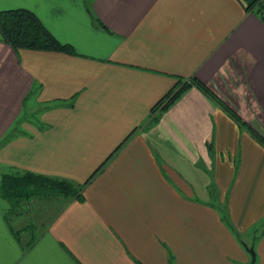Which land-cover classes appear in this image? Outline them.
I'll return each mask as SVG.
<instances>
[{"label":"crops","instance_id":"crops-1","mask_svg":"<svg viewBox=\"0 0 264 264\" xmlns=\"http://www.w3.org/2000/svg\"><path fill=\"white\" fill-rule=\"evenodd\" d=\"M12 8L77 54L0 41V140L41 108L0 144V169L90 178L46 225L0 198V264H249L251 245L264 264V143L250 131L264 138V23L239 0H0ZM177 77L245 123L191 86L145 129Z\"/></svg>","mask_w":264,"mask_h":264},{"label":"trees","instance_id":"trees-1","mask_svg":"<svg viewBox=\"0 0 264 264\" xmlns=\"http://www.w3.org/2000/svg\"><path fill=\"white\" fill-rule=\"evenodd\" d=\"M245 10L254 14L261 22L264 23V0H239ZM91 14V20L95 25L105 28V26ZM107 30V28H105ZM0 41L9 45L16 52L20 49L57 51L67 54H77L73 46L69 43H63L58 40L41 22L37 15L26 8H12L0 10ZM195 86L211 98L216 100L224 110L242 126L245 122L238 116L234 109L228 107L213 94L209 87L195 78L184 80L177 77L175 87L165 96H163L150 110L144 128L153 126L160 115L169 108L189 87ZM74 97L70 100L72 102ZM70 104V103H69ZM251 133L260 142L264 143L255 129H250ZM16 132V127L11 128L1 139L3 144L10 139ZM211 148V142L208 143ZM92 176V175H91ZM90 178V177H89ZM89 178L82 184L74 183L67 179L52 178L29 171H21L11 169L4 172L0 176V198L8 204L9 216L11 213L20 214L21 208L25 202L34 197H48L49 195L61 196L66 201L68 199H82V190ZM211 190L213 187L211 186ZM223 220L227 219V215L221 210ZM227 226L231 232L239 238V234L235 231L231 222L227 221ZM258 231H254L256 233ZM263 233L260 231L259 236ZM260 238V237H259ZM255 236V241L259 239ZM33 241V240H32ZM254 248V245H251ZM172 255L169 254V264L172 263Z\"/></svg>","mask_w":264,"mask_h":264},{"label":"rangeland","instance_id":"rangeland-1","mask_svg":"<svg viewBox=\"0 0 264 264\" xmlns=\"http://www.w3.org/2000/svg\"><path fill=\"white\" fill-rule=\"evenodd\" d=\"M216 96V95H215ZM29 102V100H28ZM246 103L247 100L245 101ZM243 103V102H241ZM29 108H25L21 113L19 120L15 123L14 127H16V131L20 129V125L23 121H31L36 122L39 116V112L41 108L39 105H34V103L30 102ZM1 141V140H0ZM9 172V171H6ZM4 173L2 169H0V176ZM215 202L216 199H212ZM4 202V201H3ZM65 200L61 196H53L49 195L48 197H34L29 201L25 202L21 208V219L25 224H35V225H46L49 220L54 216V214L63 206ZM217 204V203H216ZM19 214L11 213L9 216H16ZM40 229V228H39ZM252 243V242H251Z\"/></svg>","mask_w":264,"mask_h":264},{"label":"water","instance_id":"water-1","mask_svg":"<svg viewBox=\"0 0 264 264\" xmlns=\"http://www.w3.org/2000/svg\"><path fill=\"white\" fill-rule=\"evenodd\" d=\"M248 251L251 255V260H250L249 264H254L255 263V252H254L253 248H249Z\"/></svg>","mask_w":264,"mask_h":264}]
</instances>
